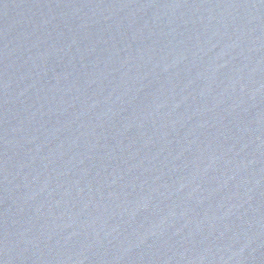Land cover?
I'll return each instance as SVG.
<instances>
[{
    "label": "water",
    "instance_id": "obj_1",
    "mask_svg": "<svg viewBox=\"0 0 264 264\" xmlns=\"http://www.w3.org/2000/svg\"><path fill=\"white\" fill-rule=\"evenodd\" d=\"M0 264H264V0H0Z\"/></svg>",
    "mask_w": 264,
    "mask_h": 264
}]
</instances>
